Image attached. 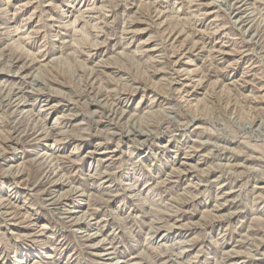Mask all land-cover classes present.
<instances>
[{"label": "rangeland", "instance_id": "1", "mask_svg": "<svg viewBox=\"0 0 264 264\" xmlns=\"http://www.w3.org/2000/svg\"><path fill=\"white\" fill-rule=\"evenodd\" d=\"M0 264H264V0H0Z\"/></svg>", "mask_w": 264, "mask_h": 264}]
</instances>
